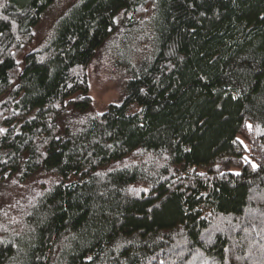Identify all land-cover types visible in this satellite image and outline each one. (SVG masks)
<instances>
[{"label":"trees","instance_id":"trees-1","mask_svg":"<svg viewBox=\"0 0 264 264\" xmlns=\"http://www.w3.org/2000/svg\"><path fill=\"white\" fill-rule=\"evenodd\" d=\"M0 129V264H264V0H0Z\"/></svg>","mask_w":264,"mask_h":264},{"label":"rangeland","instance_id":"rangeland-1","mask_svg":"<svg viewBox=\"0 0 264 264\" xmlns=\"http://www.w3.org/2000/svg\"><path fill=\"white\" fill-rule=\"evenodd\" d=\"M50 19L51 16L49 14L48 17L45 18V21L35 29V47H39L45 42L50 28ZM122 29L123 28L118 24V29L112 32L106 41L97 49L88 66V94L92 99L93 112H103L109 104L119 103L125 95L127 83L125 69L121 66H117L113 60V53H116V50H118V55L123 56L122 53H120V51H122L120 49L123 47L125 40V33ZM139 37L140 35L137 33L135 41L131 42L129 45L131 50L136 52L132 56V60L134 59V61L138 58L146 57L149 48L148 44L147 49L145 45L141 47L137 45L136 42Z\"/></svg>","mask_w":264,"mask_h":264},{"label":"snow or ice","instance_id":"snow-or-ice-1","mask_svg":"<svg viewBox=\"0 0 264 264\" xmlns=\"http://www.w3.org/2000/svg\"><path fill=\"white\" fill-rule=\"evenodd\" d=\"M6 131L5 129H0V132ZM253 167H255V165H253ZM90 259V258H89Z\"/></svg>","mask_w":264,"mask_h":264}]
</instances>
